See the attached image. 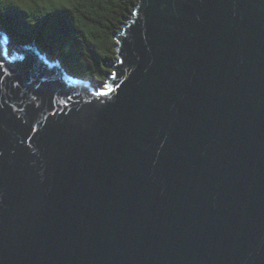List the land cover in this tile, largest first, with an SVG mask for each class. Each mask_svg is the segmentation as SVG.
<instances>
[{
  "label": "water",
  "instance_id": "water-1",
  "mask_svg": "<svg viewBox=\"0 0 264 264\" xmlns=\"http://www.w3.org/2000/svg\"><path fill=\"white\" fill-rule=\"evenodd\" d=\"M103 83L0 26V264H264V0H136Z\"/></svg>",
  "mask_w": 264,
  "mask_h": 264
},
{
  "label": "trees",
  "instance_id": "trees-1",
  "mask_svg": "<svg viewBox=\"0 0 264 264\" xmlns=\"http://www.w3.org/2000/svg\"><path fill=\"white\" fill-rule=\"evenodd\" d=\"M136 0H0V26L13 45L34 40L72 73L102 79L116 34Z\"/></svg>",
  "mask_w": 264,
  "mask_h": 264
},
{
  "label": "rangeland",
  "instance_id": "rangeland-1",
  "mask_svg": "<svg viewBox=\"0 0 264 264\" xmlns=\"http://www.w3.org/2000/svg\"><path fill=\"white\" fill-rule=\"evenodd\" d=\"M33 41V40H32ZM35 43V42H34ZM11 46V48L14 50V51H17L14 47H16V46H14L13 44H11L10 45ZM38 47V46H37ZM40 49V48H39ZM53 58L54 57H58L59 59H60V57H59V55H53L52 56ZM60 61H61V59H60ZM63 64V63H62ZM109 72V69L108 68H105V72ZM92 81L93 82H97V83H103V81H104V77H102V79H99V78H96V77H94V78H92Z\"/></svg>",
  "mask_w": 264,
  "mask_h": 264
},
{
  "label": "bare ground",
  "instance_id": "bare-ground-1",
  "mask_svg": "<svg viewBox=\"0 0 264 264\" xmlns=\"http://www.w3.org/2000/svg\"><path fill=\"white\" fill-rule=\"evenodd\" d=\"M29 42H32V41H29ZM44 52V51H43ZM64 65V64H63Z\"/></svg>",
  "mask_w": 264,
  "mask_h": 264
}]
</instances>
